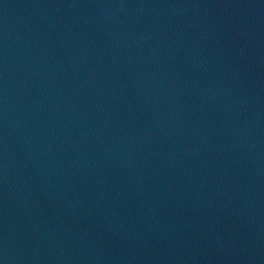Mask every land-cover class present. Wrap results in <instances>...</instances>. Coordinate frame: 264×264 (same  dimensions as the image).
<instances>
[{"label":"water","instance_id":"1","mask_svg":"<svg viewBox=\"0 0 264 264\" xmlns=\"http://www.w3.org/2000/svg\"><path fill=\"white\" fill-rule=\"evenodd\" d=\"M0 264H264V0H0Z\"/></svg>","mask_w":264,"mask_h":264}]
</instances>
